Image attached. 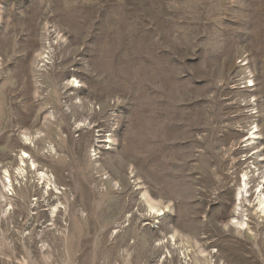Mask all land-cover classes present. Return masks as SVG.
<instances>
[{
  "label": "rangeland",
  "instance_id": "rangeland-1",
  "mask_svg": "<svg viewBox=\"0 0 264 264\" xmlns=\"http://www.w3.org/2000/svg\"><path fill=\"white\" fill-rule=\"evenodd\" d=\"M263 182L264 0H0V264H264Z\"/></svg>",
  "mask_w": 264,
  "mask_h": 264
},
{
  "label": "bare ground",
  "instance_id": "bare-ground-1",
  "mask_svg": "<svg viewBox=\"0 0 264 264\" xmlns=\"http://www.w3.org/2000/svg\"><path fill=\"white\" fill-rule=\"evenodd\" d=\"M43 15V14H42ZM43 55L44 54H41L40 55V60H44L43 59ZM71 57V56H70ZM67 64H69L68 63V61H66V62H64L61 66H60V68H59V71H58V74H57V76H56V79H55V83L56 82H61V81H63V79L65 78V66H67ZM66 79V78H65ZM66 89H67V91L68 90H75V91H77L78 89H79V87H80V83L78 82V80H77V78L76 79H74V80H72L71 82L69 81V82H67L66 83ZM65 89V88H64ZM70 99V98H69ZM79 101V100H78ZM78 104V103H77ZM74 108V107H73ZM74 113V112H73ZM24 162H25V160L23 159L22 160V164H24ZM23 166V165H22ZM16 175V176H15ZM17 175L18 174H14V176H15V178H18L17 177ZM11 173H10V171L9 170H6V179H5V184H6V186L7 185H10L11 187H13V177H14ZM43 176V175H42ZM248 178H249V176L248 175H245V177H244V180H243V190L244 191H246V193H248L249 194V191H247V188H248V185H250V180H248ZM248 180V181H247ZM264 182L260 185V186H258L259 187V190L257 191L258 192V194L256 195V198H255V200H256V202H257V211L259 212V214L262 216V217H264ZM247 194V195H248ZM243 195H242V193H238V195H237V205H241V203L243 202ZM248 199V198H247ZM151 200V199H150ZM148 201V200H147ZM245 201V200H244ZM148 203V202H147ZM149 204V206H150V209L151 210H153V211H162V210H159V208L156 206V205H154V204H152V203H148ZM238 208V207H237ZM238 210H239V208L237 209V212L235 213L236 215L238 214L239 215V212H238ZM175 239V236L173 235L172 236V240H174ZM200 245V244H199ZM199 247V246H198ZM201 250V249H200ZM203 250V249H202ZM200 254L201 255H203V254H205V252H203V251H201L200 252Z\"/></svg>",
  "mask_w": 264,
  "mask_h": 264
}]
</instances>
